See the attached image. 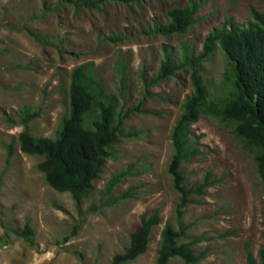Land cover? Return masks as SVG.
<instances>
[{
  "label": "rangeland",
  "instance_id": "obj_1",
  "mask_svg": "<svg viewBox=\"0 0 264 264\" xmlns=\"http://www.w3.org/2000/svg\"><path fill=\"white\" fill-rule=\"evenodd\" d=\"M187 1L106 0L97 10L73 0H0V264H114L113 255L123 252L141 216L158 208L159 223L151 228L145 251L117 263L155 264L163 224L176 227L177 192L166 171L172 152L168 135L191 85L187 67L153 86L143 81L157 71L163 49L177 56L186 44L195 54L223 19L240 24L249 7L264 9V0H193L200 6L185 34L153 31L167 9ZM118 59L127 76L120 110L140 102L148 112L136 111L123 121L140 133L117 144L115 159L105 160L94 191L77 205L70 193L45 182L36 168L41 156L20 151L21 110H38L29 122L30 135L53 137L68 113L70 69L91 61L103 91L116 94ZM225 65L215 44L200 66L207 99L216 96ZM189 127L201 152L182 165L186 183L200 182L208 170L215 180L192 196L195 202L183 208L180 221L188 233L205 237L195 245L207 248L202 264H245L246 250L256 257L264 249V191L251 154L211 117L201 115ZM9 145L12 156L6 161ZM127 165L130 173L112 193L127 189L129 196L104 205L98 192ZM170 264L182 263L172 258Z\"/></svg>",
  "mask_w": 264,
  "mask_h": 264
},
{
  "label": "trees",
  "instance_id": "obj_2",
  "mask_svg": "<svg viewBox=\"0 0 264 264\" xmlns=\"http://www.w3.org/2000/svg\"><path fill=\"white\" fill-rule=\"evenodd\" d=\"M77 1L98 10L99 5L106 0H73L75 5ZM199 6V2L188 0L185 5L167 9L165 21L155 24L153 31L162 35L185 34L195 22L194 15ZM109 38L115 40L117 37ZM215 44L223 51L226 65L216 96L207 99L200 66L210 56ZM117 64L119 87L116 94L103 91L92 74L91 61L70 69L68 113L59 119L53 137L30 135L29 122L37 116L38 110H30L25 106L21 110L20 123L23 128L16 135L20 151L41 156L36 168L43 173L45 182L54 190L70 193L77 205L94 191L93 182L105 160L115 159L117 144L140 133L138 129L126 128L123 121L136 111L148 112L139 108L140 102L120 110L118 104L122 99V90L126 87L127 76L124 64L119 59ZM184 67L188 68L191 89L182 98L180 113L168 135L172 152L166 166L172 187L177 192L174 205L176 227L167 221L163 224L155 264H170L172 258L179 259L182 264H202L201 261L206 257L207 248H195L205 237L188 233L187 225L180 221L183 208L195 202L192 196L201 194L215 180L210 178L211 172L208 170L200 182L187 184L188 176L182 170L184 162L201 152L194 143L189 127L199 116L211 117L229 128L242 147L250 152L264 191V9L249 7V17L240 24L233 23L230 18L223 19L206 34L201 50L195 54L186 44H182L177 56L163 49L157 71L143 82L146 87L153 86L174 76ZM11 156L12 147L9 145L6 161ZM129 169L127 165L105 181L98 192L100 197L106 199L103 200L104 205L116 204L129 196L127 189L118 195L112 193L120 179L130 173ZM158 223V208L143 214L139 223L129 232V241L123 252L115 253L112 262L131 261L142 254L149 241L151 228ZM24 233H31L27 224ZM245 264H264V249H260L256 257L246 250Z\"/></svg>",
  "mask_w": 264,
  "mask_h": 264
}]
</instances>
